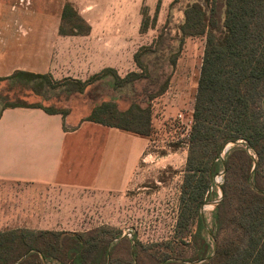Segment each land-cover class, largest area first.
<instances>
[{"label": "trees", "instance_id": "trees-1", "mask_svg": "<svg viewBox=\"0 0 264 264\" xmlns=\"http://www.w3.org/2000/svg\"><path fill=\"white\" fill-rule=\"evenodd\" d=\"M179 1L170 3L166 22L153 42L134 53L140 72L122 77L106 67L81 80L16 70L0 76V118L7 108L25 107L60 113L65 119L64 109L28 98L45 101L83 94L97 81L110 78L111 87L131 96V102L121 108L116 98L103 100L82 121L148 136L152 108L149 103L142 105L138 96L152 91L150 97L155 98L169 84L168 75L157 71L151 75L150 67L161 61L174 68L185 37L204 35L180 202L179 226L187 235L146 244L135 234L129 237L108 226L87 232L15 228L0 232V264H264V0H189L181 9L183 19L173 23L171 10ZM146 18L143 30L151 23ZM61 19L62 35L90 32L89 23L70 2L64 4ZM146 78L156 89L145 86L137 91V82ZM229 142L235 144L228 149ZM222 171V197L212 211L209 228L201 210L202 197Z\"/></svg>", "mask_w": 264, "mask_h": 264}, {"label": "crops", "instance_id": "crops-1", "mask_svg": "<svg viewBox=\"0 0 264 264\" xmlns=\"http://www.w3.org/2000/svg\"><path fill=\"white\" fill-rule=\"evenodd\" d=\"M87 22L86 35H62L60 25L51 23L15 27L0 23V76L27 70L49 72L56 79L86 80L106 67L119 73L122 67L116 52L104 49L109 40L98 37L103 25ZM8 32L12 36H6ZM148 142L147 136L93 121L69 126L62 114L42 108L5 109L0 118V182L28 186L30 198L20 200L26 203L14 209L13 219L0 215V232L15 228L84 231L86 206L115 205L116 197L138 188L140 164L156 158L147 154ZM86 189L107 198L86 199ZM20 206L27 209L21 211ZM15 220L21 222L11 225Z\"/></svg>", "mask_w": 264, "mask_h": 264}, {"label": "rangeland", "instance_id": "rangeland-1", "mask_svg": "<svg viewBox=\"0 0 264 264\" xmlns=\"http://www.w3.org/2000/svg\"><path fill=\"white\" fill-rule=\"evenodd\" d=\"M173 0H0V23H5L10 27L14 25L31 22L51 23L57 27L62 23V9L66 2H70L87 21L98 22L103 25L97 32L98 37L105 38L108 42L104 49L113 53L116 52L118 62H121L122 69L120 76L124 77L131 71L141 70L134 61V53L144 45H150L163 28L170 11V3ZM189 0H180L172 10L173 23H178L183 19V11ZM164 3L165 9L159 8ZM148 6L150 7L148 9ZM147 15L150 26L142 29V20ZM154 18V20H153ZM77 21H71V24ZM66 30L71 26L66 21ZM12 30V29H11ZM10 30V31H11ZM20 33L18 30L11 31ZM2 32L0 31V34ZM6 36H12L9 32ZM176 43V42H175ZM174 43V44H175ZM206 37L204 35H189L184 39V44L179 53L176 66L171 68L166 63L159 61L155 67H150L151 75L154 71L165 76H169L167 89L155 98L150 97V92L142 93L139 100L142 105L150 104L152 108L151 131L147 154H154V162L140 164V179L138 188L130 190L126 196L116 197L115 205L86 206L84 232L101 227H112L113 229L130 232L137 235V238L146 243H160L175 239L176 235H187L186 229L179 226L180 202L182 186L184 184L189 158V148L184 149L177 143L168 142L175 136L168 130L162 132L165 118L183 111L185 117L191 120L194 125V107L200 78L201 66L203 62ZM68 63V59L65 62ZM62 75V73H58ZM152 77V76H151ZM107 79V80H106ZM97 81L92 84L83 94L60 95V98L52 96L49 100L30 96L28 101L41 102L44 105L54 104L58 108L64 109L66 123L76 125L81 122L89 113L92 107L103 100L116 98L121 108H126L131 102V96L115 90L109 84V79ZM150 78L143 79L136 84L137 91L141 92L145 86L149 90L156 89L150 84ZM191 127V128H192ZM192 132V129H191ZM173 135V136H172ZM191 136V134H190ZM190 140V138H189ZM243 142L244 140H240ZM228 149L235 143L229 142ZM186 150V151H184ZM227 151L222 152V158ZM215 177L216 185H211L209 191L202 197L201 210L210 228L212 222V211L221 199L220 185L224 181H218ZM216 190L218 196L211 195ZM30 188L11 182H0V215L12 214L22 200H28ZM87 199L104 198L98 196L92 190H85L83 194ZM34 196V195H32ZM109 200V199H108ZM90 208V212L88 209ZM21 211L27 209L20 206ZM115 217L116 221H109ZM22 219V218H21ZM100 219H103L100 221ZM106 219V221H105ZM21 220H15L10 224H19ZM131 237V236H129ZM188 237V236H187ZM186 237V238H187ZM185 250L188 248L184 247ZM188 251V250H187Z\"/></svg>", "mask_w": 264, "mask_h": 264}, {"label": "built area", "instance_id": "built-area-1", "mask_svg": "<svg viewBox=\"0 0 264 264\" xmlns=\"http://www.w3.org/2000/svg\"><path fill=\"white\" fill-rule=\"evenodd\" d=\"M165 124L163 127L162 132L167 131L169 133L175 134V136L172 137V140H167L168 142H173L181 145L184 149H188L189 146V138L191 134V127L192 123L191 120H188L185 117V114L183 111H177L175 114L169 115L164 119ZM183 145V146H182ZM223 178V171L219 173V176H217V180L220 181ZM129 236H132L130 232L127 233Z\"/></svg>", "mask_w": 264, "mask_h": 264}, {"label": "water", "instance_id": "water-1", "mask_svg": "<svg viewBox=\"0 0 264 264\" xmlns=\"http://www.w3.org/2000/svg\"><path fill=\"white\" fill-rule=\"evenodd\" d=\"M222 193V192H221ZM221 197H222V195H221ZM220 201V199L217 201V203ZM199 261H195L194 262V264H196V263H198Z\"/></svg>", "mask_w": 264, "mask_h": 264}]
</instances>
